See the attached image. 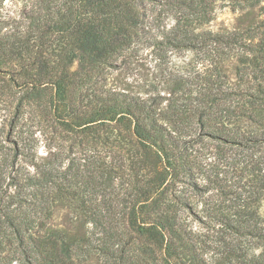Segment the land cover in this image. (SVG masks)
I'll return each mask as SVG.
<instances>
[{
    "label": "trees",
    "instance_id": "obj_1",
    "mask_svg": "<svg viewBox=\"0 0 264 264\" xmlns=\"http://www.w3.org/2000/svg\"><path fill=\"white\" fill-rule=\"evenodd\" d=\"M4 2L0 79L15 91L11 130L29 106L75 136L83 158L63 169L60 146L35 160L0 143V264H264L254 206L264 196V32L201 30L219 4L258 9L264 26V0H29L17 16ZM166 20L159 44L233 61L234 80L216 61L200 86L177 82L182 102L161 110L155 97L108 87L119 54ZM199 138L250 151L225 158L247 180L219 186L207 219L220 227L205 231L192 228L180 195L181 184L201 189L190 159ZM58 206L75 227L52 222Z\"/></svg>",
    "mask_w": 264,
    "mask_h": 264
},
{
    "label": "rangeland",
    "instance_id": "obj_2",
    "mask_svg": "<svg viewBox=\"0 0 264 264\" xmlns=\"http://www.w3.org/2000/svg\"><path fill=\"white\" fill-rule=\"evenodd\" d=\"M28 2L29 0H5L3 11L17 16ZM262 17L258 9L233 11L230 7L219 4L216 6L214 20L209 25L203 26L201 30L213 33L243 32L247 28L256 26V32H264V26L260 24ZM164 23L166 24L164 30L160 29L158 32L155 29L151 32L152 37L146 36L141 42L119 54L114 67L107 71L108 87L144 98L155 97L160 110L165 109L169 103L182 102L183 91L177 89V82L183 83L180 81L183 80L184 88L194 89L203 84V78L217 65L215 62L220 61L217 58L211 62L205 59L203 53L194 50L174 49L167 44H159L164 42L163 31L169 30L172 21L166 20ZM219 63L225 76L233 81L234 62L227 60ZM3 85H6V78L0 79V143L5 148L13 149L17 144L18 147L25 149L30 159L39 160L51 157L55 151L57 152V146H60L61 156L65 158L63 169L69 165L75 155L77 158H83L75 136L71 137V134L56 127L50 115L43 120L42 113L29 106L24 107V112L20 113L15 122V128L11 130L16 104L12 94L15 91L6 86L3 91ZM171 89L177 91L174 97H169ZM239 125L242 129L253 128L246 122ZM190 148L196 152L190 159L194 162L192 168L196 170L197 184L201 189H194L192 186L183 187L181 184L183 193L181 192L180 195H184L191 206V211H188L191 212L188 221L192 228L205 231L214 223L210 222L207 216L216 211V203L222 199L218 196L219 186L244 184L247 180L237 177L233 171L227 169L225 158H234L240 152L249 154L250 151H240L236 146L219 144L204 138L195 139ZM258 154L259 152H255L256 156ZM254 206L260 215L264 216V196ZM74 220L75 214L67 206H58L52 217L53 223L68 229L76 226ZM215 226L220 227L218 223Z\"/></svg>",
    "mask_w": 264,
    "mask_h": 264
}]
</instances>
